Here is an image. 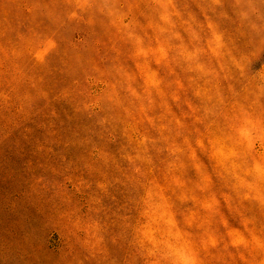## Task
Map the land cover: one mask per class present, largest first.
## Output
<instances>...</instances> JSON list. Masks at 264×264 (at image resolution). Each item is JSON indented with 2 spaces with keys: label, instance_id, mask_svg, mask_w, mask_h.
Listing matches in <instances>:
<instances>
[{
  "label": "rangeland",
  "instance_id": "obj_1",
  "mask_svg": "<svg viewBox=\"0 0 264 264\" xmlns=\"http://www.w3.org/2000/svg\"><path fill=\"white\" fill-rule=\"evenodd\" d=\"M0 264H264V0H0Z\"/></svg>",
  "mask_w": 264,
  "mask_h": 264
}]
</instances>
